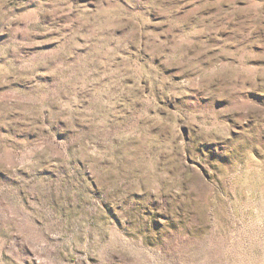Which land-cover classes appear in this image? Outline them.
Wrapping results in <instances>:
<instances>
[{"label": "rangeland", "instance_id": "1", "mask_svg": "<svg viewBox=\"0 0 264 264\" xmlns=\"http://www.w3.org/2000/svg\"><path fill=\"white\" fill-rule=\"evenodd\" d=\"M0 264H264V0H0Z\"/></svg>", "mask_w": 264, "mask_h": 264}]
</instances>
